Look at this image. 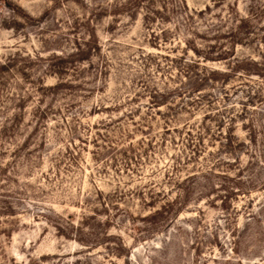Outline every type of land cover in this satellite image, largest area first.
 Here are the masks:
<instances>
[{"label": "rangeland", "instance_id": "374dc122", "mask_svg": "<svg viewBox=\"0 0 264 264\" xmlns=\"http://www.w3.org/2000/svg\"><path fill=\"white\" fill-rule=\"evenodd\" d=\"M0 264H264V0H0Z\"/></svg>", "mask_w": 264, "mask_h": 264}, {"label": "trees", "instance_id": "16d2710c", "mask_svg": "<svg viewBox=\"0 0 264 264\" xmlns=\"http://www.w3.org/2000/svg\"><path fill=\"white\" fill-rule=\"evenodd\" d=\"M174 206V202L173 203H167L164 204L163 206H161L159 209H156L153 213H151L150 215H148L146 218L152 221H155L158 218H162L169 209H172Z\"/></svg>", "mask_w": 264, "mask_h": 264}]
</instances>
